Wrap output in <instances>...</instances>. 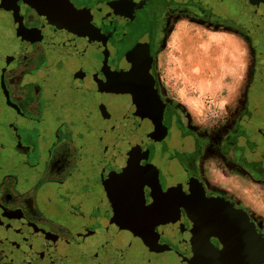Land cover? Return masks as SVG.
Segmentation results:
<instances>
[{
  "label": "flooded vegetation",
  "instance_id": "obj_1",
  "mask_svg": "<svg viewBox=\"0 0 264 264\" xmlns=\"http://www.w3.org/2000/svg\"><path fill=\"white\" fill-rule=\"evenodd\" d=\"M172 10L252 40L247 97L223 130L208 133L165 80ZM0 74L17 107L2 144L37 179L0 187L28 220L22 246L0 236V264H264V222L206 165L264 182V24L219 0H0Z\"/></svg>",
  "mask_w": 264,
  "mask_h": 264
},
{
  "label": "rangeland",
  "instance_id": "obj_2",
  "mask_svg": "<svg viewBox=\"0 0 264 264\" xmlns=\"http://www.w3.org/2000/svg\"><path fill=\"white\" fill-rule=\"evenodd\" d=\"M161 37L159 63L169 87L208 133L223 130L222 120L239 111L247 97L255 64L252 40L239 29L213 21L200 11L179 10L168 14ZM0 100L3 104L0 102V187L18 184L29 189L37 179L26 178L24 182V177L32 170L18 162V154L8 145L2 144L14 134L10 116L17 107L9 101L1 74ZM29 102L33 106L32 99ZM206 165L213 180L234 192L239 202L264 222V182L252 181L238 168L216 160L214 155L208 156ZM41 182L45 187L49 183ZM7 199L5 194L0 195V236L22 246L25 236L16 231L28 221L19 208L22 200L19 198L18 204Z\"/></svg>",
  "mask_w": 264,
  "mask_h": 264
},
{
  "label": "water",
  "instance_id": "obj_3",
  "mask_svg": "<svg viewBox=\"0 0 264 264\" xmlns=\"http://www.w3.org/2000/svg\"><path fill=\"white\" fill-rule=\"evenodd\" d=\"M147 0H124V4L132 6L134 10L143 7ZM230 16L246 22L250 17L254 21L264 24V0H219Z\"/></svg>",
  "mask_w": 264,
  "mask_h": 264
}]
</instances>
